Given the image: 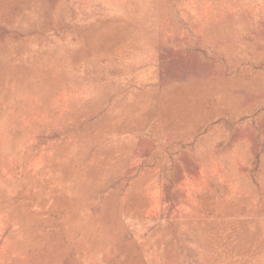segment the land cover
Instances as JSON below:
<instances>
[{"label": "rangeland", "instance_id": "rangeland-1", "mask_svg": "<svg viewBox=\"0 0 264 264\" xmlns=\"http://www.w3.org/2000/svg\"><path fill=\"white\" fill-rule=\"evenodd\" d=\"M0 264H264V0H0Z\"/></svg>", "mask_w": 264, "mask_h": 264}]
</instances>
